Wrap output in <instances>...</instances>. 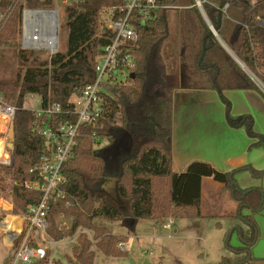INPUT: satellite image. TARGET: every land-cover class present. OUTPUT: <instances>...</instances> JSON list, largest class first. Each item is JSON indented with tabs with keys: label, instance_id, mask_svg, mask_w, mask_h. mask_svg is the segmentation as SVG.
Here are the masks:
<instances>
[{
	"label": "trees",
	"instance_id": "16d2710c",
	"mask_svg": "<svg viewBox=\"0 0 264 264\" xmlns=\"http://www.w3.org/2000/svg\"><path fill=\"white\" fill-rule=\"evenodd\" d=\"M24 2L30 9H50L53 0ZM200 2L210 24L217 27L218 36L244 67L217 41L195 0H155L159 7L155 18L143 23L133 20L138 36L133 49L135 69L128 82L110 87L114 97L106 98L97 123L79 127L73 157L63 165L66 179L60 187L70 204L66 205L64 200L52 202L47 213V234L53 241L72 237L82 227L95 232V246L102 254L121 257L118 243H123L122 237L107 232L95 220L117 221L132 232L141 220L198 218L203 176L224 183L239 203L238 216L248 225L247 230L239 231L242 243L247 247L254 241L255 222L242 210L256 212L262 204V192L255 188L241 189L234 176L248 169L255 177H261L264 170L244 166L220 172L207 163L193 162L186 171L176 173L171 166L172 92L177 81L168 73L161 55L168 36L163 19L166 9L187 6L179 15L180 71L186 87L214 88L221 92L258 90L255 80L264 85V27L259 23L264 21V0L254 4L250 0ZM17 4L0 0V43L14 42L21 35L22 4ZM122 4L123 0H78L63 4L67 29L64 51L40 59L32 50L10 48L16 67L8 72L0 66V94L16 106L12 121L13 163L0 165V190L11 201L13 213L24 212L28 205L38 203L40 192L23 187L21 182L33 179L30 168L46 154L33 112L23 105L25 96L36 95L43 107L51 102L59 104L63 111L72 109L70 97L89 81L96 55L113 37L103 25V13ZM3 52L0 50V55ZM226 109L229 114L228 104ZM65 118L62 114L56 116L58 121ZM241 121L250 136L255 137L251 116L243 115ZM257 137V144L264 146V135ZM103 140L106 145L94 149ZM112 177L117 178L116 199L100 185ZM88 182L93 186L98 183L92 189ZM59 214L71 216L68 229H58ZM91 247L88 236L79 233L72 248L73 260L68 262L93 264L95 253ZM241 259L224 257L222 261L237 263ZM44 261L46 258L32 264Z\"/></svg>",
	"mask_w": 264,
	"mask_h": 264
},
{
	"label": "crops",
	"instance_id": "0c3cea01",
	"mask_svg": "<svg viewBox=\"0 0 264 264\" xmlns=\"http://www.w3.org/2000/svg\"><path fill=\"white\" fill-rule=\"evenodd\" d=\"M250 1L254 4L262 0ZM62 3L65 4V1ZM178 48L177 42L176 66L170 70L172 73L168 72L177 81L172 92V170L176 173L184 172L193 162L207 163L220 172H230L244 166L256 171L264 170V146L257 144V136L264 135V90L259 85L258 90L226 89L221 92L214 88L186 87L178 62ZM243 115L251 116L255 137L250 136L249 129L243 125ZM234 179L241 189L255 188L262 192V204L256 212L242 210V214L252 216L255 222L256 236L253 242L247 247L242 243L239 231L247 230L248 225L238 216L239 203L224 183L211 176L201 178L200 217L191 220H198L196 224L209 229L208 239L218 249V258L240 256L242 259L237 263L228 264H264V176L255 177L247 169L236 173ZM171 220L169 229L173 233L184 227V224L175 225L177 219ZM144 221H150L155 227L160 220L138 222ZM10 256L7 258L0 254V264H8Z\"/></svg>",
	"mask_w": 264,
	"mask_h": 264
},
{
	"label": "built area",
	"instance_id": "2783aa9c",
	"mask_svg": "<svg viewBox=\"0 0 264 264\" xmlns=\"http://www.w3.org/2000/svg\"><path fill=\"white\" fill-rule=\"evenodd\" d=\"M12 2L17 4L20 0ZM158 8L155 0H123L122 5L107 9L103 25L113 37L96 55L89 81L70 97L72 109L63 111L59 104L51 102L43 107L40 100L31 109L36 129L44 139L46 154L30 168L33 179L23 181L21 185L40 192L41 196L37 204L28 205L21 213H13L12 205L0 199V212H5L0 218V242L3 247L12 250L8 264H32L47 258V244L53 243L47 234V213L52 202L64 200L66 205L70 204L60 187L66 179L63 165L73 157L79 127L83 124L95 125L104 111L106 98L114 97L110 87L130 80L136 66L133 49L138 37L133 20L143 23L153 19ZM26 11L29 10L22 12L24 45L26 40L29 41L25 29ZM15 111L16 106L6 102L0 94V165H11L13 161L12 151L7 146V134ZM61 114L66 118L58 121L56 116ZM171 223L172 220L167 219L163 227L169 229ZM65 227L66 223L58 225L60 230ZM118 249L125 251L127 244L118 243Z\"/></svg>",
	"mask_w": 264,
	"mask_h": 264
},
{
	"label": "rangeland",
	"instance_id": "374dc122",
	"mask_svg": "<svg viewBox=\"0 0 264 264\" xmlns=\"http://www.w3.org/2000/svg\"><path fill=\"white\" fill-rule=\"evenodd\" d=\"M73 2L78 0H53L52 7L50 9L58 11V51H64L67 41V29L64 25V17H63V3L64 2ZM22 4V5H21ZM18 6L21 5V28H22V19H23V10L30 9L25 6L24 0H20ZM187 6H179L172 7L166 9L163 14L164 24L168 30V36L164 40L161 47V55L165 61L166 69L168 72L171 69H174L176 66V45L178 42L179 45V56H180V42H181V34H180V11L182 9H186ZM226 6L222 9L225 11ZM105 13H103V19H105ZM208 25V24H207ZM12 48L14 50L26 49L34 51L36 57L40 59H45L48 55L52 54L50 49L48 48H33L28 47L23 44L22 35L12 42L0 43V50L4 51L0 55V66L1 68L6 69L8 72L13 71L16 67L15 61L11 58V54L9 53V49ZM57 51V52H58ZM180 64V60H178ZM179 67V66H178ZM181 67V66H180ZM179 75V72H178ZM178 75L177 79H178ZM259 87L264 90V85L255 80ZM114 96V93H112ZM8 102V101H7ZM39 98L36 95H26L24 98V107L26 109H34L36 104H38ZM10 103V102H8ZM12 104V103H11ZM9 139H7V143ZM107 141H101L98 146L96 145L94 149L98 150L103 148L106 145ZM13 163V161H12ZM11 163V165H12ZM6 182H9L7 178H5ZM12 182V181H11ZM98 183V182H97ZM96 183V184H97ZM95 184V185H96ZM94 185V186H95ZM101 186L105 185L108 187L106 183H100ZM89 188L94 189L93 183L88 182ZM0 199L10 203L9 198L5 196V194L0 190ZM13 211V205H12ZM5 213L3 211L0 212V218L2 214ZM167 220V219H166ZM164 219H161L155 224H151L150 221L138 222L132 232L127 231L126 228L121 226L120 222L114 221H105V220H95L96 224L103 226L107 232L113 234V232H117L119 234H114L117 236H121V240L123 243L127 244V250L118 251L123 253L121 257H107L101 253V251L95 246L96 240L93 239L94 231L86 228H79L77 233L72 237H65L59 241H53L49 238L53 243H48V254L46 258V264L50 261V264H70L68 262L73 260L72 258V248L76 244V236L79 233H85L88 238L92 241L91 249L95 253L93 264H228L226 261H222V258H218L217 256V248L215 245L213 246L212 240H209L210 233L209 229L206 227L200 226V224H196V220L191 219H177L175 225L184 224L183 228H179L176 233L172 232V229L164 228L163 223L166 222ZM56 223L61 225L62 223H66V227L63 230H66L70 227L71 224V216H66L64 214H59L56 218ZM181 223V224H180ZM195 223V224H194ZM200 223V222H199ZM194 224V225H193ZM240 224L244 226L241 222ZM122 227V228H121ZM122 233V234H121ZM207 239V240H206ZM214 251V252H213ZM128 252V255H127ZM0 254L2 256L11 255V250L5 249L0 242ZM112 262V263H111ZM45 264V263H44Z\"/></svg>",
	"mask_w": 264,
	"mask_h": 264
},
{
	"label": "bare ground",
	"instance_id": "6f19581e",
	"mask_svg": "<svg viewBox=\"0 0 264 264\" xmlns=\"http://www.w3.org/2000/svg\"><path fill=\"white\" fill-rule=\"evenodd\" d=\"M25 17V29L29 35V41L26 40L25 45L33 48H48L53 51L58 49V28H55L54 24L55 14L26 11Z\"/></svg>",
	"mask_w": 264,
	"mask_h": 264
},
{
	"label": "water",
	"instance_id": "95a60500",
	"mask_svg": "<svg viewBox=\"0 0 264 264\" xmlns=\"http://www.w3.org/2000/svg\"><path fill=\"white\" fill-rule=\"evenodd\" d=\"M196 1V5L199 8V11L202 15V17L204 18L205 22L208 24V26L210 27L211 32L213 33V35L215 36V38L217 39V41L220 43V45L225 49V51L234 59V61L241 67L243 68V64L238 60V58L230 51V49L225 45V43L222 41V39L218 36L217 34V27H213L210 22L208 21L205 12L201 6V2L200 0H195ZM29 11H35V12H46V13H53L56 15L55 17V28L59 27L58 24V11L57 10H53V9H27ZM221 20V12H219V22ZM259 23L262 27H264V21L259 20ZM57 51H54L52 53H55ZM8 139L9 142L7 143L8 148L12 151L13 150V143H12V139H13V123L10 124L9 130H8ZM116 182H117V178L112 177V178H108L107 181H105L104 183L108 184V187H105V185L101 186V188L108 194L110 195L113 199L117 198L116 195Z\"/></svg>",
	"mask_w": 264,
	"mask_h": 264
}]
</instances>
